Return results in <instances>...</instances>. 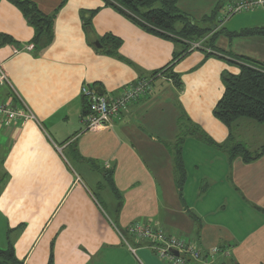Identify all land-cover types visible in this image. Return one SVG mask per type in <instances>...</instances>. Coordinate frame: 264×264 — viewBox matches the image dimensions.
Masks as SVG:
<instances>
[{
  "label": "crops",
  "instance_id": "crops-1",
  "mask_svg": "<svg viewBox=\"0 0 264 264\" xmlns=\"http://www.w3.org/2000/svg\"><path fill=\"white\" fill-rule=\"evenodd\" d=\"M12 1L0 0V35L13 40L0 46V63L36 121L0 128V249L12 246L23 264H48L51 255L54 264H170L133 237V246L123 240L121 231L128 234V227L140 223L196 242L204 252L220 249L216 264H264V156L246 164L232 158L228 146L230 140L242 143L246 130L262 131L249 119L230 130L213 114L224 94L222 72L236 75L238 67L193 51L174 68L181 88L157 76L151 93L131 104L112 128L87 132L84 86L116 97L168 66L182 46L142 30L105 0H28L56 15L52 43L37 51L35 30ZM93 11L88 31L85 19ZM257 15L249 28L264 26V13ZM238 29L226 33L245 30ZM105 36L120 40V47H104ZM256 39L249 43L255 54L244 56L264 63V37ZM198 68L208 76L190 78ZM12 95L9 88L0 90V102ZM197 126L199 139L206 137L225 154L190 181L184 146ZM184 137L186 181L180 189L174 153ZM100 188L116 202H99L92 190Z\"/></svg>",
  "mask_w": 264,
  "mask_h": 264
},
{
  "label": "trees",
  "instance_id": "trees-1",
  "mask_svg": "<svg viewBox=\"0 0 264 264\" xmlns=\"http://www.w3.org/2000/svg\"><path fill=\"white\" fill-rule=\"evenodd\" d=\"M105 2L142 30L182 46L183 50L174 55L172 62L165 68L152 74L150 79H148L149 81L153 82V79L160 75V77H164L176 87L181 88V76L175 73V65L178 61L193 52L190 51L193 43L200 42L201 47L194 51L203 52L207 57L222 59L239 69V73L236 75L230 73L222 75L224 94L215 106L214 117L230 130L240 119H249L257 124L264 125V63L239 55L229 58L221 52H217L212 47V42L225 29H219L218 26L207 28L197 25L188 15L180 11L176 0H105ZM12 3L17 6L27 22L35 30L34 48L37 51L47 48L54 39L56 15L42 13L37 5L28 0H14ZM157 5L160 7L157 8ZM97 12H91L90 17L85 19L84 26L88 31L91 30L92 17ZM216 19L220 21L218 8L211 15L205 16L202 22L209 23ZM180 24L181 26H178ZM230 36L246 38L253 36L264 37V26L245 29L237 34L231 33ZM12 42L13 40L10 37L0 35V46ZM108 44L111 46L112 51H115L120 47L121 42L112 36H105L102 39V45L105 47ZM204 44H208L209 46L203 49ZM84 102V115H86L88 112V102L85 99ZM192 134L194 135V132ZM184 139L185 137L180 138L174 153L176 171L179 175L177 184L180 189L186 181V171L182 158ZM202 140L212 144V141L206 137H203ZM228 146L231 157L241 158L246 164L257 161L264 156V146L255 153L250 152L245 144L237 143L233 140L228 142ZM105 179L109 188L117 195L112 173L105 174ZM0 264H23V262L17 259L13 247L9 246L5 250L0 249ZM48 264H54L53 255H51Z\"/></svg>",
  "mask_w": 264,
  "mask_h": 264
},
{
  "label": "built area",
  "instance_id": "built-area-1",
  "mask_svg": "<svg viewBox=\"0 0 264 264\" xmlns=\"http://www.w3.org/2000/svg\"><path fill=\"white\" fill-rule=\"evenodd\" d=\"M264 7V0H239L224 6L220 22L227 23L234 15L251 12ZM201 47V44H192L190 51ZM160 77V75H158ZM152 81L141 80L137 84L122 90L116 97L99 95L93 88L84 86L82 96L88 102V112L83 115L82 122L87 132H99L114 126L115 121L127 108L148 96L152 90ZM9 88L12 96L5 102H0V128L28 121H36L35 116L28 109L24 101L15 93L10 79L0 63V90ZM16 98L19 103L16 105ZM136 242L146 244L161 261L170 264H216L220 249L213 248L202 251L199 244L190 242L177 236L165 234L159 227L151 224L134 223L127 230ZM123 238L122 234L120 233ZM132 252L135 250L131 249ZM173 252H177L176 256Z\"/></svg>",
  "mask_w": 264,
  "mask_h": 264
},
{
  "label": "rangeland",
  "instance_id": "rangeland-1",
  "mask_svg": "<svg viewBox=\"0 0 264 264\" xmlns=\"http://www.w3.org/2000/svg\"><path fill=\"white\" fill-rule=\"evenodd\" d=\"M237 1H239V0H180L179 6H180L181 10L185 11V12L183 11V13H185V14L188 13L191 16V17L189 16L190 19L194 23H196L197 25H200L201 27H207V28L218 26L219 29L220 28L225 29V31H223L221 33V35H219L212 42L213 43L212 47L217 52H221L224 56L229 57V58H234V56H236V55L249 56L250 54H248L247 52L250 50L252 51L253 54H255L254 51H256V49H255L256 46L251 47V46H249L250 45L249 43H252L253 41L258 40L256 38H262V37L253 36L252 39L251 38L247 39L246 37L230 38L226 32L227 31L228 32L235 31L234 29L237 27H240V29H238L236 31H241V29L249 28L252 23H257V21H256L257 19L255 20V18L258 16L257 14L264 13V7L258 8L254 11H251V12H244V13L236 14L227 23H223V22L221 23L218 19L211 21L209 23H204V22H202V19H199V18H201L204 15L205 16L211 15V13L214 10H216L217 8H219L220 6H221V8H220L218 15H219V17L223 16V9L222 8L228 4L236 3ZM156 7L159 8L160 6L157 5ZM188 14H186V15H188ZM199 15H201V16H199ZM178 26H181V24ZM250 40H252V41H250ZM261 41H264V39ZM199 43L200 42H198V44ZM193 44H197V43L195 42ZM207 46H209V45L204 44L203 49L207 48ZM241 49H244V51H240ZM196 52H200V51H196ZM257 53L261 54L260 52H257ZM263 55H264V53H263ZM229 66H234V65H229ZM212 69H213V67L210 69L211 72L213 71ZM210 70H209V75L211 73ZM204 71H205V69L198 68L193 73H191V74H194V73H197V74L191 75L190 78L202 79L203 75H204V77H207L208 72H207V70L205 72ZM228 73L232 74V72L226 70V71L222 72V75L228 74ZM159 78H157V79H159ZM222 78H223V76H222ZM222 84H223V81H222ZM163 85H166V82H164ZM159 86H160L159 84L156 86L157 90H158ZM205 111H206V109H205ZM170 121L171 120L168 117L164 122L165 123L164 126L169 127L166 124L169 123ZM255 124L258 128L256 130L262 131V133H257L256 135L255 134L251 135V131L246 130V131H244V133L246 134L245 138L238 140L242 143H246L248 145L249 149L253 153L258 151V149L261 148L262 145H264L261 142V140H264V125H259L257 123H255ZM196 128H198V130L194 131L195 138L189 137L187 139V141L185 142V146H184V151H185V155H186V162H187V166H188L187 168L189 170L188 172H189V180L190 181L198 180V177H200L204 171L205 172L208 170L211 171V169L217 163H220V160L222 158H224L223 154H225L224 152L218 151L215 148L209 146L206 142L204 143L202 140H200L199 137L203 136L202 133L200 132V130H202V129L198 126ZM167 145H171V144H167ZM182 147H183V145H182ZM196 160H198L197 164L194 163ZM196 165L199 166L198 170L193 168ZM97 178L100 180L99 176H97ZM188 187L189 188L192 187L193 189L194 188L196 189V183H195V185L189 183ZM200 187L202 190L201 193H203L202 195H204V193L207 190L206 184L201 183ZM92 191H93V193H95L97 195V197H98L97 199L101 203H108V204L112 203L113 204L114 202H116V200L114 199L113 195L111 194V192L109 190L104 191L100 188L98 190L93 189ZM121 234L123 237L126 238L123 240L133 246V241H132V237L130 236V234H127L126 232H122V231H121ZM126 242H124V244L128 245Z\"/></svg>",
  "mask_w": 264,
  "mask_h": 264
},
{
  "label": "water",
  "instance_id": "water-1",
  "mask_svg": "<svg viewBox=\"0 0 264 264\" xmlns=\"http://www.w3.org/2000/svg\"><path fill=\"white\" fill-rule=\"evenodd\" d=\"M99 95H104L103 93H99ZM176 256H178L177 252H173Z\"/></svg>",
  "mask_w": 264,
  "mask_h": 264
}]
</instances>
